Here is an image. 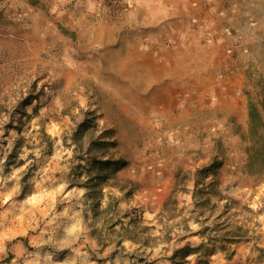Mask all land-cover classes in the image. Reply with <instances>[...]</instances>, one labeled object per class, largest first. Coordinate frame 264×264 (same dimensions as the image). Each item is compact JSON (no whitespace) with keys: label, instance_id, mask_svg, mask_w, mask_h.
Listing matches in <instances>:
<instances>
[{"label":"rangeland","instance_id":"374dc122","mask_svg":"<svg viewBox=\"0 0 264 264\" xmlns=\"http://www.w3.org/2000/svg\"><path fill=\"white\" fill-rule=\"evenodd\" d=\"M123 3L0 0V264H173L205 242L227 248L209 264H264V77L228 45L196 79L158 68L123 44ZM119 158L98 195L119 212L96 215L94 160Z\"/></svg>","mask_w":264,"mask_h":264},{"label":"crops","instance_id":"0c3cea01","mask_svg":"<svg viewBox=\"0 0 264 264\" xmlns=\"http://www.w3.org/2000/svg\"><path fill=\"white\" fill-rule=\"evenodd\" d=\"M117 1L130 7L122 13L130 27L122 40L127 51L150 52L158 68L196 79L199 69L215 67V54L228 45L233 54L242 51L243 69L264 77V0Z\"/></svg>","mask_w":264,"mask_h":264},{"label":"trees","instance_id":"16d2710c","mask_svg":"<svg viewBox=\"0 0 264 264\" xmlns=\"http://www.w3.org/2000/svg\"><path fill=\"white\" fill-rule=\"evenodd\" d=\"M257 111V110H256ZM254 112V114H252L251 118L252 120V124L255 122L256 119H258V117L261 118L260 113ZM262 125V123L260 124V126ZM20 143V140H18L16 146L18 147ZM261 153V152H260ZM256 155L263 156V162H264V152H262L261 154H259L258 152H256ZM126 161L124 159H116V160H94L93 163V169L97 168L99 170H101L102 173L99 174H94L93 176H91L90 178H88V181L86 182V187H88L90 189V191H92V193H94L95 195H92V198L96 199V204H95V211H96V215L102 214V213H108L111 212L113 210L114 215H117L119 212L118 209V200L114 199L113 197H111L112 199V203H109L108 206L101 210V200H100V196H98L100 193L102 194L103 192V188L104 186L107 184L106 182H108V176H106L105 174H103V172H105L107 169H111V172H116L117 169L122 168L123 166H125ZM211 169H216V164H213L211 166ZM109 171V170H108ZM218 182L216 180H212L210 181L206 187L207 189L212 191H216V193L219 195V198H221L222 196L220 195V193H218L217 191V187H218ZM175 192H172V194L169 196V198L166 200V202L164 203V207L162 209V214H165L167 212H169L171 210V206L174 202V196ZM205 205L208 203L207 200H205L203 202ZM227 205V203L225 204ZM168 219H171L170 217ZM137 223V218H133L128 222V227H125L122 220H117L114 223L111 224V228H115L117 225L121 224L122 225V230H125L127 232H133V226H135V224ZM148 230V228H145L143 230V232H146ZM183 230H188V228H183ZM165 236H166V240H170V231L167 230L165 231ZM207 238L212 239L210 236H208ZM163 239V238H162ZM219 242V241H218ZM230 242V241H227ZM220 244H212L211 242H205L197 247H192L190 245H186L183 248L177 250L174 252L173 256L170 258L173 262V264H185V262H187V258L191 255H195L197 257V261L196 264H209V257L215 255L217 252L219 251H227V248L225 245H222L221 242H219ZM232 243V242H230ZM233 254V252H230V250H228L227 254Z\"/></svg>","mask_w":264,"mask_h":264},{"label":"bare ground","instance_id":"6f19581e","mask_svg":"<svg viewBox=\"0 0 264 264\" xmlns=\"http://www.w3.org/2000/svg\"><path fill=\"white\" fill-rule=\"evenodd\" d=\"M123 73V72H122ZM196 73V72H195ZM196 77V76H195ZM112 80V79H111ZM112 86V85H111Z\"/></svg>","mask_w":264,"mask_h":264}]
</instances>
